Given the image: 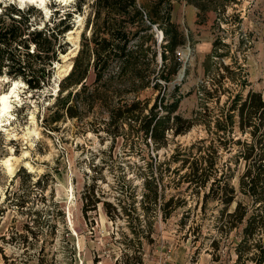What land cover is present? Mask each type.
I'll list each match as a JSON object with an SVG mask.
<instances>
[{
	"label": "rangeland",
	"instance_id": "1",
	"mask_svg": "<svg viewBox=\"0 0 264 264\" xmlns=\"http://www.w3.org/2000/svg\"><path fill=\"white\" fill-rule=\"evenodd\" d=\"M91 1L82 3L77 10V0L64 3L47 0L45 11L42 10L43 20L49 19L56 9L53 2L60 3L61 16L67 9L72 11V27L65 33L66 52L60 53L59 61L53 63L54 75L57 67L66 72L73 64ZM141 3L150 10L152 2L141 0ZM172 4L171 18L183 30L185 43L168 53L164 62L161 55L157 57L158 66L162 63L165 66L162 65L164 74L170 72L169 80L157 76L160 88L149 87L138 98L148 100L151 105L160 94L171 101L170 94L174 92L180 98L178 113L193 118L196 111L207 107L210 116L206 119L212 125L229 94L239 89L231 80L232 74L238 73L237 65L246 79L242 95L252 89L264 97V0H172ZM89 29L90 25L86 37ZM164 29L159 20L152 24L161 52L165 44ZM215 41L225 44L216 49L220 56H215ZM174 62L180 65L171 73ZM220 63L229 65L234 73L224 70ZM65 72L59 79H53V75L51 85L38 92L28 90L19 80L24 85L16 86V96L9 99V109L1 117L0 142L4 153L0 166L7 179L0 186V195L5 197L12 176L24 168L25 172L17 176L10 189L22 196L25 206L19 208L11 203L0 221V264H234L242 226L221 231L218 202L209 201L205 210H200L201 194L191 197L185 184L177 187L171 182L177 172L183 171L175 170L180 161L167 163L170 154L177 145L185 147L209 137L204 123H194L177 136L168 133L167 144L156 151L146 147L141 135L130 132L126 123L117 133L103 128L94 132L91 128L99 126L96 122L105 116L97 108L83 110L81 119H60L51 124L54 129L50 130L43 117L51 111L47 107L54 101L58 82ZM217 73L224 75L218 99L215 94L204 95L203 91V88L212 89ZM13 81L1 78L0 94L10 89ZM92 81L90 72L89 90ZM131 97L127 94L125 98ZM232 134L234 139L245 138L237 128ZM114 135L116 139L112 142ZM132 138L138 152L129 148ZM218 154L217 162L224 166L230 153L220 149ZM145 161H150L154 172L156 164H162L160 178L156 179L157 202L150 204L147 212L141 204L145 177V166L141 164ZM231 166L234 169L230 183L235 188V201L248 204L249 198L241 193L238 183L243 166L241 163ZM28 172L30 176L26 175ZM91 186L93 194L102 201L84 212L82 193L87 188L91 190ZM171 195L179 200L170 215L163 217L160 205ZM103 201L110 205L104 206ZM251 254L252 251L247 253ZM246 264L253 262L246 260Z\"/></svg>",
	"mask_w": 264,
	"mask_h": 264
},
{
	"label": "trees",
	"instance_id": "2",
	"mask_svg": "<svg viewBox=\"0 0 264 264\" xmlns=\"http://www.w3.org/2000/svg\"><path fill=\"white\" fill-rule=\"evenodd\" d=\"M86 1L77 0V10ZM148 1L152 2L150 10L143 6L141 0L91 1L90 12L81 33L80 47L73 58L70 71L58 82L54 101L47 107L51 111L43 117L44 124L53 130L52 123L64 118L81 119L85 114L83 110L97 108L99 114L105 116L96 122L99 126L91 128L94 132L103 128L117 133L126 123L130 132L141 135V141L146 147L156 151L167 144L168 133L177 136L187 132L194 123H204L209 137L195 140L185 147L177 145L170 154L167 163L180 161L175 170L183 171L177 172L171 182L177 187L185 184L191 197L201 194L200 210L204 211L209 201L218 202L217 205L221 207L217 218L221 231L242 226V237L236 245L237 257L234 264H246V260L253 264H263L264 97L260 91L252 89L242 95L241 89L245 86L246 79L244 75H240L241 67L237 65L238 73L232 74L231 80L239 89L229 94L212 125L206 119L210 116L207 107L203 111H196L193 118H185L178 113L180 98L175 97L174 92L170 94L171 101L160 94L156 95L151 105L148 100L138 98L139 93L149 87L160 88L157 76L165 81L169 80L170 72L164 74L165 66L163 63L158 66L157 57L161 55L164 62L168 59V53L172 54L176 46L185 43L183 30L171 18L172 0ZM53 5H56V9L49 19L43 20L42 9L32 4L19 8L15 3H0V78L22 80L27 89L33 92L51 85L53 63L59 61L60 53L66 52L68 43L65 41V33L72 27V11L67 9L61 16L60 3L53 2ZM158 20L165 27L162 52L157 48L152 31V24L158 23ZM41 21L42 25L39 26ZM88 25L89 36L86 37ZM221 46H225L221 41L213 43L215 56L221 55L216 51ZM179 65V62H174L171 73ZM220 66L234 73L230 71L229 65L220 63ZM90 72L93 74V81L89 90L87 80ZM223 78V74L217 73L212 89L203 88L204 95H216L218 99V92H222ZM127 94L132 97L126 99ZM235 128L245 138L234 139L232 133ZM115 136L111 139L112 142L115 141ZM129 142V148H135L138 152L135 139L132 138ZM220 149L230 153L224 166H219L217 162ZM3 153L4 146L0 142V159ZM231 163L235 167L239 163L243 166L238 183L241 193L249 198L248 204L235 201V188L230 183L234 169ZM161 165L156 164L154 172L150 161L141 164V167L145 166L141 196L144 211L150 204L157 202L159 193L156 179L160 178ZM23 172L25 169L20 168L12 176L5 190V197L1 198L0 195V221L11 203L14 202L19 208L25 206L22 196L10 189L17 176ZM26 175L30 176V173ZM6 179L0 166V186L5 184ZM92 187L82 193L84 212L91 208L89 206L95 208L96 203L102 201L93 194ZM178 200V197L171 195L160 205L163 217L170 215ZM234 201L235 206L229 211ZM103 205L110 204L103 201ZM249 251H252L251 255H247Z\"/></svg>",
	"mask_w": 264,
	"mask_h": 264
},
{
	"label": "bare ground",
	"instance_id": "3",
	"mask_svg": "<svg viewBox=\"0 0 264 264\" xmlns=\"http://www.w3.org/2000/svg\"><path fill=\"white\" fill-rule=\"evenodd\" d=\"M29 1H34V2H38L39 0H29ZM64 2L68 1V0H62ZM45 8V6L43 7ZM70 68V66H68V69ZM1 79V78H0ZM17 85H24L21 81L19 80H14L10 89L7 92H3L0 94V121H1V117L7 113L8 109H9V99L12 96H16L15 93V88ZM1 123V122H0ZM6 166L8 168V170H11V165L9 163V160L5 161Z\"/></svg>",
	"mask_w": 264,
	"mask_h": 264
},
{
	"label": "water",
	"instance_id": "4",
	"mask_svg": "<svg viewBox=\"0 0 264 264\" xmlns=\"http://www.w3.org/2000/svg\"><path fill=\"white\" fill-rule=\"evenodd\" d=\"M15 1L17 2V5H19V0H15ZM57 1L64 3V1H62V0H57ZM46 2H47V0H39L38 2H34V1L32 2V1H29V0H25L24 6H25V4H33L34 6H36V7L40 8V9L44 10L43 7L46 5ZM19 8H21V7H19ZM71 67H72V64H71L70 68L66 72L63 71L64 69L61 70V68H62L61 66L60 67H57L58 68V70H57L58 72L54 75V78L53 79H59L60 76H61V74L63 72H65V74L62 75V77L65 76L66 74H68V72L70 71ZM178 77L179 78L182 77V71L179 73V76Z\"/></svg>",
	"mask_w": 264,
	"mask_h": 264
},
{
	"label": "clouds",
	"instance_id": "5",
	"mask_svg": "<svg viewBox=\"0 0 264 264\" xmlns=\"http://www.w3.org/2000/svg\"><path fill=\"white\" fill-rule=\"evenodd\" d=\"M0 2H4V0H0ZM7 3H13L15 0H6ZM24 2L25 0H19V7L23 8L24 7Z\"/></svg>",
	"mask_w": 264,
	"mask_h": 264
},
{
	"label": "built area",
	"instance_id": "6",
	"mask_svg": "<svg viewBox=\"0 0 264 264\" xmlns=\"http://www.w3.org/2000/svg\"><path fill=\"white\" fill-rule=\"evenodd\" d=\"M147 22H148V21H147ZM148 23H149V22H148ZM162 38H163V36H162V34H160L158 41L161 42ZM176 54H177V56H178V54H179V51H178V50L176 51Z\"/></svg>",
	"mask_w": 264,
	"mask_h": 264
},
{
	"label": "crops",
	"instance_id": "7",
	"mask_svg": "<svg viewBox=\"0 0 264 264\" xmlns=\"http://www.w3.org/2000/svg\"><path fill=\"white\" fill-rule=\"evenodd\" d=\"M173 9H174V6H173ZM173 9H172V12H173ZM181 28V27H180Z\"/></svg>",
	"mask_w": 264,
	"mask_h": 264
}]
</instances>
